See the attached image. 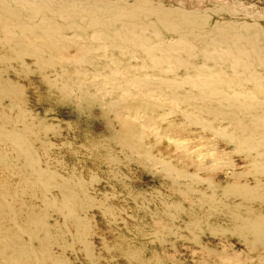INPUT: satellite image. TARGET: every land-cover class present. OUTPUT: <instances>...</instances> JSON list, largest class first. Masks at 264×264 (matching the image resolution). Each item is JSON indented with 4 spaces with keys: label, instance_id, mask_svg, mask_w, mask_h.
I'll use <instances>...</instances> for the list:
<instances>
[{
    "label": "rangeland",
    "instance_id": "1",
    "mask_svg": "<svg viewBox=\"0 0 264 264\" xmlns=\"http://www.w3.org/2000/svg\"><path fill=\"white\" fill-rule=\"evenodd\" d=\"M6 259L264 264V0H0Z\"/></svg>",
    "mask_w": 264,
    "mask_h": 264
},
{
    "label": "bare ground",
    "instance_id": "2",
    "mask_svg": "<svg viewBox=\"0 0 264 264\" xmlns=\"http://www.w3.org/2000/svg\"><path fill=\"white\" fill-rule=\"evenodd\" d=\"M5 246H7V245H5ZM6 261H7V264H19L20 263V260L14 261L12 259H6Z\"/></svg>",
    "mask_w": 264,
    "mask_h": 264
}]
</instances>
